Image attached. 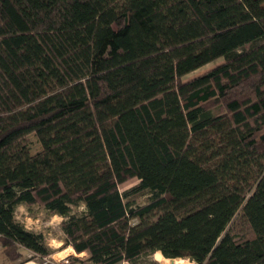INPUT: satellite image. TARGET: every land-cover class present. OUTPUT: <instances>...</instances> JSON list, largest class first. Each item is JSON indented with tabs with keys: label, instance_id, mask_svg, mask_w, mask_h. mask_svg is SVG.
<instances>
[{
	"label": "trees",
	"instance_id": "trees-1",
	"mask_svg": "<svg viewBox=\"0 0 264 264\" xmlns=\"http://www.w3.org/2000/svg\"><path fill=\"white\" fill-rule=\"evenodd\" d=\"M20 205L87 263L264 264V0H0L8 264L53 253Z\"/></svg>",
	"mask_w": 264,
	"mask_h": 264
},
{
	"label": "rangeland",
	"instance_id": "rangeland-1",
	"mask_svg": "<svg viewBox=\"0 0 264 264\" xmlns=\"http://www.w3.org/2000/svg\"><path fill=\"white\" fill-rule=\"evenodd\" d=\"M223 62V59H219L216 60L214 62H211L205 66L200 67L199 69L189 73L188 75H186L184 77L185 80L194 78L198 75H201L205 72H207L208 70L212 69L213 67H215L216 65L220 64ZM29 138L31 140V143L33 145V152H37L41 149V144L37 138V136L34 135V133H32L31 135H29ZM139 182L138 178H132L129 179L128 181L124 182L123 184L120 185V189L122 191H126L129 188L133 187L134 185H136ZM150 197L149 193H145L142 195L137 196V201L139 204H143L145 202L148 201ZM43 209L40 208L39 206H34L32 209H30V214H26V212H21L19 211V219L22 222H25L28 224V228L36 230V231H42L44 233H46V241L47 244L51 247V249L53 250V254H57L58 256H62L61 254L63 253V255L65 254H72L73 250H71V252L68 251L69 246L68 247H64V239H63V234L61 233V229L60 227V223L62 220H60L59 217H55L53 219H49V213L48 212H44L42 211ZM28 215H31L30 217H32V220H27ZM40 217V222L38 223V225H40V227H38V229H34L36 224H34V218L33 217ZM26 225V224H25ZM229 230L234 231V232H246L248 230L245 222L242 221L241 219V214H238L236 216V218L234 219L233 223L229 226ZM63 232V231H62ZM59 238L63 240V243L60 246H51L52 241L55 239V241L57 242L56 244H58L59 242ZM55 244V245H56ZM1 245H0V264H8V260L6 259L3 251L1 250ZM160 252V251H159ZM24 256H22V258H20L17 262V264H21V262H27L28 260H35L36 264H38L41 261V256L35 255L32 252L29 251H25L24 252ZM161 253V252H160ZM163 255V254H162ZM166 257H160L159 259L156 258V255L153 254L151 256V259L153 261H157L158 264H167L166 262L169 260H173L172 258H166ZM185 259V258H184ZM147 264V263H145Z\"/></svg>",
	"mask_w": 264,
	"mask_h": 264
},
{
	"label": "built area",
	"instance_id": "built-area-1",
	"mask_svg": "<svg viewBox=\"0 0 264 264\" xmlns=\"http://www.w3.org/2000/svg\"><path fill=\"white\" fill-rule=\"evenodd\" d=\"M86 255L82 253H72L58 256L57 254H49L41 257V261L38 264H93L83 262V258ZM119 264H132L129 260H123Z\"/></svg>",
	"mask_w": 264,
	"mask_h": 264
},
{
	"label": "crops",
	"instance_id": "crops-1",
	"mask_svg": "<svg viewBox=\"0 0 264 264\" xmlns=\"http://www.w3.org/2000/svg\"><path fill=\"white\" fill-rule=\"evenodd\" d=\"M19 211H21V212H26V214H30V209H28L25 205H20L19 207H18V209H17V215H18V218H19ZM42 211H44V212H47V211H45V210H42ZM31 215H28V217H27V220H32V217H30ZM48 217H50L49 219H53V218H55V217H59L60 218V220H63V216H60V215H58V214H54V215H50L49 214V216ZM34 218V224H36V226H35V228L34 229H38V227H40V225H38V223L40 222V217H33ZM38 222V223H37ZM25 223V222H24ZM26 224V226H28V224L27 223H25ZM28 227H30V226H28ZM60 228V227H59ZM61 233L63 234L62 236H63V239H64V233L62 232V230H61ZM45 235H46V233H44ZM46 238H47V236H46ZM53 241H55V239L53 240ZM59 243L58 244H56V245H53V244H51V246H60L62 243H63V240L62 239H60L59 238V241H58ZM69 248H71L72 250H73V253H76V251L74 250V248H72L71 246H69ZM1 250H2V247H1ZM85 255H87V253L86 252H83ZM21 264H36V262H35V260H28L27 262H21Z\"/></svg>",
	"mask_w": 264,
	"mask_h": 264
},
{
	"label": "clouds",
	"instance_id": "clouds-1",
	"mask_svg": "<svg viewBox=\"0 0 264 264\" xmlns=\"http://www.w3.org/2000/svg\"><path fill=\"white\" fill-rule=\"evenodd\" d=\"M56 243H57L56 241H52L53 245H55ZM71 250H72L71 248L68 249L69 252H71ZM61 255H63V253ZM155 255H156L157 259L160 258V252L159 251H157L155 253ZM176 264H197V262L195 259L188 257V258H185L183 260H177Z\"/></svg>",
	"mask_w": 264,
	"mask_h": 264
},
{
	"label": "bare ground",
	"instance_id": "bare-ground-1",
	"mask_svg": "<svg viewBox=\"0 0 264 264\" xmlns=\"http://www.w3.org/2000/svg\"><path fill=\"white\" fill-rule=\"evenodd\" d=\"M160 257H165L164 255H162V252L160 253ZM166 259V258H165ZM184 258H175L173 260H169L166 263L167 264H176L177 260H183Z\"/></svg>",
	"mask_w": 264,
	"mask_h": 264
},
{
	"label": "water",
	"instance_id": "water-1",
	"mask_svg": "<svg viewBox=\"0 0 264 264\" xmlns=\"http://www.w3.org/2000/svg\"><path fill=\"white\" fill-rule=\"evenodd\" d=\"M172 259H175V258H172Z\"/></svg>",
	"mask_w": 264,
	"mask_h": 264
}]
</instances>
